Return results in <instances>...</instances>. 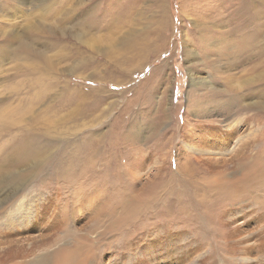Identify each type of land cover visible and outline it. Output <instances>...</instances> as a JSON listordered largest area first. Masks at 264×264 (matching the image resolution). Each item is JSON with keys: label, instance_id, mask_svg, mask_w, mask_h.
Segmentation results:
<instances>
[{"label": "rangeland", "instance_id": "obj_1", "mask_svg": "<svg viewBox=\"0 0 264 264\" xmlns=\"http://www.w3.org/2000/svg\"><path fill=\"white\" fill-rule=\"evenodd\" d=\"M164 2L50 0L41 22L40 7L2 16L0 6V41L8 32L34 38L27 57L15 51L0 59V109L44 103L33 108L43 112L48 104L55 127L28 140V117L0 120L4 171L25 138L47 146L44 165L22 178V188L4 181L17 179L13 171L1 180L0 218L10 203L29 197L31 221L0 223V264H59L65 254L61 264H189L202 254H227L222 231L204 235L181 213L176 174L189 166L206 176L223 160L232 169L236 152L246 165L263 159L264 79L254 78L264 72V9L253 10L256 0ZM92 15L95 21L76 36ZM25 16L36 22L24 26ZM254 29L258 36H251ZM42 58L51 76L49 98L38 102L27 86L38 74L24 65L40 66ZM188 145L224 153L198 154ZM246 200L239 231L253 235L257 263L264 216Z\"/></svg>", "mask_w": 264, "mask_h": 264}, {"label": "bare ground", "instance_id": "obj_2", "mask_svg": "<svg viewBox=\"0 0 264 264\" xmlns=\"http://www.w3.org/2000/svg\"><path fill=\"white\" fill-rule=\"evenodd\" d=\"M12 2H13V5H12ZM49 2L50 0H11L9 4L7 0H0V6L4 7L3 11H1V15L2 16L5 14L11 15V12L13 11H16V12L19 11L20 13V12H25L26 10H32L34 8L40 7L42 10V13L41 15L39 13L38 14L40 15L39 21L41 22L47 17V11L49 9L48 8ZM81 2L82 1H80L79 4ZM256 3H260V5H257ZM256 3L254 5L255 7L253 10H258V14H260V11L262 10L261 8L264 9V0H256ZM161 4L164 6L165 4L164 0H161ZM87 11L88 10L86 9L81 10V12H83L81 13V15L88 14L86 13ZM253 18H254V15L252 19L250 20L253 21ZM94 19L96 18L94 15H92L82 20L81 28L79 27L80 30H79V33H76V36L77 35L79 36V34L83 35V28L85 27V24L86 26H88L90 23L95 21ZM5 21H6L5 17L1 18V22H5ZM34 22H36V19L34 17L33 19L28 16L24 17V26L32 25ZM16 23L17 21L15 20L13 24H16ZM13 24H10V25L14 26ZM258 25H259V22L257 26ZM256 33L257 31L254 29L251 36H258V34ZM26 36H27L26 39H24L16 33L8 32L6 36H4V40L0 41V59L2 58L6 59V58H10V56H14L15 51L17 54L20 55L21 53V55H24V57H27L28 54L30 53L29 50L33 51L32 45L34 42L33 43H30V42L34 38L32 36H28V35ZM36 53H38V55L41 56L39 52H36ZM42 61L43 63L40 66L37 63L35 65H32L31 67L30 65H24L25 68H28V71L30 73L38 74V77L36 80L31 81L30 83L27 84L29 88L36 89V91H33V92L36 93L35 100H37L38 102H42L43 100L45 101L47 100V98H49L46 88H48L49 86L47 84H49L48 80L51 75L48 70V64L45 62L44 58H42ZM16 66L17 65H15L13 69ZM261 66H263L262 60H261ZM20 68H22V66H20ZM199 78H201V80H199L198 82L206 81L204 76H199ZM254 79L256 82L264 79V72L257 71L256 77ZM51 80H53V78H51ZM204 85H206V82ZM259 96L263 98L264 91H262V93ZM254 102L255 101H250L249 105H254L255 107H259V101H257L256 103ZM31 104L32 105L28 104V106H25V107H23L21 103H16V104L9 103L8 105L3 106L0 109V117L2 115L1 114L2 112H4V114L0 118V120L1 119L3 121L7 119L12 120L15 118L16 114H19L20 118L23 120H25V118L28 117L31 120L30 127L26 128L27 132L29 133V135L26 137L28 138V140H30V138L32 137L31 135H33V137L36 138L37 134L40 132L45 133V134L54 132L53 130L55 129V127L49 121L50 117L53 118V116H50L51 113L49 112L50 105L46 104L43 112L42 110L40 112L39 111L36 112L33 109L34 106L38 104H44V103H31ZM260 104L262 106L264 105L262 101L260 102ZM32 123H34V125ZM39 127H42L43 130H41ZM26 138L23 140V142L17 145L16 150L18 154L17 156L10 158V161L8 163L10 167L6 169L5 171H4L3 166L0 167V176L2 175L3 171L6 173L4 176L0 178V185L2 183L1 180H3V178L7 176L8 174H11L13 171V173H16L15 178L17 179H13L12 177H7L4 179V181L5 182L12 181L13 184L15 183V185H17V187L19 186L20 188H22V185L25 182V178L23 182H21L22 178L27 174L30 175L34 173L36 170L39 169L40 166L44 165L45 161L41 158H43L47 153L46 144L36 145L35 142L31 144V141H28V140H27V143L24 144V141L26 140ZM241 139L242 137L241 138L238 137V142H240ZM187 147H190L193 152H196L198 154L204 153L206 155L209 153L210 154L214 153L217 155L219 154L223 155L224 153V152L210 151L208 149H205L202 147L200 148L197 146L188 145ZM238 154L239 153L236 152V154L232 158H230L231 162L234 161V164H233L234 168L232 169L225 166V164H227V160H223L222 163H219L217 161V164H219L217 166H219L220 168L218 171L216 172L211 171L206 176L203 175L199 177L198 175H195V172L192 170L193 168L190 169L189 166L186 169L184 168V170L182 169L181 170L182 173L176 174L177 175L176 185L183 186V187L178 188V190L176 191L178 204H180L179 209H181V213H184L186 217L188 218L189 225L190 224L193 225V228L199 227V229L202 231V234L204 235H208L209 233H212L213 235L216 228H218V231L215 232L214 234L218 233L219 231H222L221 234L223 236L221 238L224 239V237L227 236L228 242L230 243V248L227 249L226 255L217 256L214 253H209V254L207 253L205 255L202 254L198 257V259L196 260V263L192 261L189 264H264V254L263 253L260 254L261 260L257 261V263H254V258H251L250 256L253 250H255V247L253 246V242H249L251 241V236L253 238V235H249L248 233L246 234L245 232L243 234V232L241 233L239 231L240 226L245 223L244 220L247 217V213L244 211L246 206L242 205V203H244V200L247 199L246 200L247 203L248 201H251L252 202L251 205L258 203L255 206V207H258V209H260L259 215L257 216H262V217L264 216V205H263V202H264V157L263 159L262 158L259 159L258 157L257 161H254V158H253V163L245 162V163H248L246 165V164H243V162H241L240 157H236ZM260 154L264 156V151L263 153H260ZM84 155H85V159L83 158V160L85 161V163H88V158L90 154H84ZM241 155L243 156V154ZM244 157L246 158L245 155ZM197 159H198L197 161H200V157H198V155H197ZM91 163L89 165H91ZM259 163H261V165H259ZM26 165L28 166V168L26 171H23L21 169V166H26ZM69 165L70 163H67V166ZM87 166L85 165L83 168H81V170H86ZM64 168H66V166H64ZM182 177H185L187 181L183 180ZM192 187H193V190H192V195H191ZM15 192L16 191L12 189L11 192L8 193L6 196H10L12 193H15ZM2 198L0 199V203H1ZM28 199L29 197H26V198H21L19 200H16L12 203L9 202L10 204L8 205V207L6 206V209H4L3 212L1 213L2 214L1 216H4V217L0 218V223L6 222L10 226L15 225V224H21L22 226H25L26 224L30 223L31 215H29L28 213L30 212V209H31V203H24ZM222 201H225V202H222ZM219 203L221 204L224 203L226 205L225 207H223L224 205L222 206ZM255 209H253V211ZM222 213L224 214V217L222 215V217L220 218L219 215ZM240 216L243 217L242 220H237V218ZM259 235L260 234H258V238H263L264 237L263 231L261 232L262 236L260 237ZM241 238H243V241ZM233 241L239 244L236 246H233V243H234ZM231 252H233V255L230 254ZM68 259H69V255L65 254L59 259V264H61V262L63 263L66 262Z\"/></svg>", "mask_w": 264, "mask_h": 264}]
</instances>
